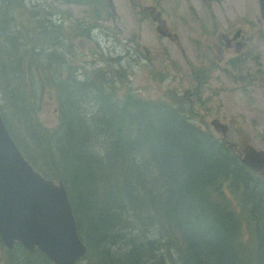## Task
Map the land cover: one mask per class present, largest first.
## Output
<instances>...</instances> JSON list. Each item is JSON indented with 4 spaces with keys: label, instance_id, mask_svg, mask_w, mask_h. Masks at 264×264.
<instances>
[{
    "label": "trees",
    "instance_id": "1",
    "mask_svg": "<svg viewBox=\"0 0 264 264\" xmlns=\"http://www.w3.org/2000/svg\"><path fill=\"white\" fill-rule=\"evenodd\" d=\"M81 2L96 24L104 1ZM58 12L0 0V112L30 163L65 185L87 246L77 264H264L263 178L182 103L119 94L106 69L81 75L65 46L96 27ZM47 93L50 129L38 116ZM1 245L6 264H54Z\"/></svg>",
    "mask_w": 264,
    "mask_h": 264
},
{
    "label": "rangeland",
    "instance_id": "2",
    "mask_svg": "<svg viewBox=\"0 0 264 264\" xmlns=\"http://www.w3.org/2000/svg\"><path fill=\"white\" fill-rule=\"evenodd\" d=\"M45 1L59 11L57 18L60 21L66 20L67 26H75L83 21L92 24L90 28L96 27L90 31L89 37L74 36L75 47L70 44L65 46L70 53L71 62L79 67L81 75L106 69L114 79L113 83L119 94L135 92L143 97L176 104H183V92L185 87H189L193 91L191 98L197 112L200 111L201 104L210 109L213 106L219 108L220 102L212 100L207 91L201 90V96L197 95L196 85L185 63L186 57L195 62L197 54L191 50L183 51V0H112L116 17L107 6L108 1L103 0L105 12L97 19L96 24L92 23L95 21L93 7L85 6L81 0ZM141 6L145 11H138ZM149 9L155 10L154 17L161 16L160 24L150 16ZM164 28L171 32L170 37L160 33L159 29ZM232 103L233 99L225 104ZM201 112L204 113L203 110ZM217 115L219 112L216 110H209L206 115L190 114L197 125L206 130L204 124H208L209 132L221 139L222 133L217 132L211 124ZM38 116L46 128L57 125V102L54 96L49 93L44 96ZM234 117L244 119L243 128L250 134L251 143L264 149V115L242 116L234 110ZM226 122L228 123V119ZM226 140L240 150L241 138L235 125L228 131ZM4 253V248L0 245V264H6Z\"/></svg>",
    "mask_w": 264,
    "mask_h": 264
},
{
    "label": "flooded vegetation",
    "instance_id": "3",
    "mask_svg": "<svg viewBox=\"0 0 264 264\" xmlns=\"http://www.w3.org/2000/svg\"><path fill=\"white\" fill-rule=\"evenodd\" d=\"M107 1L116 17L114 2ZM139 10L145 11L142 6ZM149 14L154 17L155 10L149 9ZM154 21L160 24L161 16L154 17ZM159 30L163 36H171L167 28ZM183 30V51L197 54L195 62L188 57L185 61L197 95L201 96L200 91L204 90L211 94L212 100L220 102L219 108L212 109L201 104L197 112L191 98L193 91L185 87L184 108L192 115H206L209 110H216L219 115L211 124L217 132L214 122L227 126V135L235 125L240 138V133L246 132L248 143L253 145L250 134L243 128L244 119H236L234 110L242 116L264 115V0H183ZM232 99V104H225ZM204 125L209 131V125ZM220 140L240 156L244 154L242 138L240 150L223 136Z\"/></svg>",
    "mask_w": 264,
    "mask_h": 264
},
{
    "label": "water",
    "instance_id": "4",
    "mask_svg": "<svg viewBox=\"0 0 264 264\" xmlns=\"http://www.w3.org/2000/svg\"><path fill=\"white\" fill-rule=\"evenodd\" d=\"M112 3V2H111ZM223 138L227 126L214 122ZM242 161L264 180V149L241 132ZM0 238L8 249L21 243L54 264H77L87 252L65 185L45 177L23 155L0 112Z\"/></svg>",
    "mask_w": 264,
    "mask_h": 264
}]
</instances>
